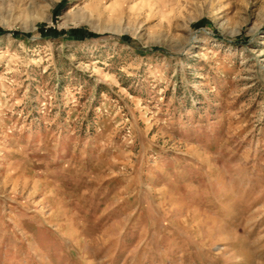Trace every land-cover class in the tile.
Returning <instances> with one entry per match:
<instances>
[{
  "label": "rangeland",
  "instance_id": "374dc122",
  "mask_svg": "<svg viewBox=\"0 0 264 264\" xmlns=\"http://www.w3.org/2000/svg\"><path fill=\"white\" fill-rule=\"evenodd\" d=\"M0 29V264H264V0H0Z\"/></svg>",
  "mask_w": 264,
  "mask_h": 264
},
{
  "label": "trees",
  "instance_id": "16d2710c",
  "mask_svg": "<svg viewBox=\"0 0 264 264\" xmlns=\"http://www.w3.org/2000/svg\"><path fill=\"white\" fill-rule=\"evenodd\" d=\"M0 31H1V29H0ZM71 34L73 36H78V35H80V32H78L77 30H72Z\"/></svg>",
  "mask_w": 264,
  "mask_h": 264
}]
</instances>
